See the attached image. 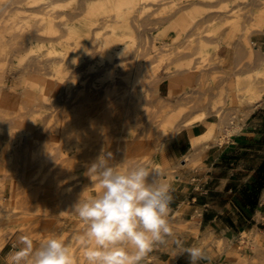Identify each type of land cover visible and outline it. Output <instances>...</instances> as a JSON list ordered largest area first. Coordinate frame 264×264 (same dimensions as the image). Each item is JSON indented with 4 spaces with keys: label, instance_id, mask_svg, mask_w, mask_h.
<instances>
[{
    "label": "rangeland",
    "instance_id": "1",
    "mask_svg": "<svg viewBox=\"0 0 264 264\" xmlns=\"http://www.w3.org/2000/svg\"><path fill=\"white\" fill-rule=\"evenodd\" d=\"M29 1L0 0V243L4 241L0 244V258L16 250L20 235H28L38 244L52 234L70 243L79 257L75 238L82 234L84 225L72 206L84 191L87 196L97 190L87 175V166L102 151L111 152L112 163L120 165L121 170L137 162L151 169L152 163H156L162 167L161 173L175 176L177 168L165 158V148L176 133L174 126L182 119L202 109L212 110L219 120L214 124L216 128L220 126L219 136L198 143L222 142L225 134L240 130L253 110L264 105V93L252 97L246 87L256 74V66L244 64L251 46L264 51L260 42L264 38L261 27L264 0H140L143 5L136 4L135 8L142 7L139 25L132 27L129 43L143 69L139 89L147 120L141 122L140 109L134 108L131 123L113 120L86 124L85 107H81L70 117H52L51 124L63 130L52 132L49 142L36 132L34 119L48 116V110L40 109L39 97L42 100L51 95L40 96L43 77L29 73L27 67L34 59L46 63L62 61L68 66L70 60L78 57L83 64L89 62L88 66L99 67L102 60L108 59L99 45L110 34L116 14L129 4L122 1L115 6L109 0H48L30 7ZM53 1L55 5L50 4ZM7 5L13 6L11 13L5 10ZM32 9H36L34 14L26 11ZM45 11L62 16L59 29H65L66 23L72 28L61 38L64 44L59 43L58 36L62 33L58 31L46 34L53 43L47 41L34 50L20 48L13 36L30 31L32 23L48 16ZM96 19L93 30L100 32L99 37L94 39L91 31L85 36ZM232 22H237L233 29ZM5 45L10 50L6 62ZM203 46L210 51L206 52ZM72 71L70 65L67 76ZM82 76L86 74L81 72ZM46 78L50 79L49 75ZM175 78L183 80L179 88ZM164 79L173 84L168 97L158 94V86ZM173 108L185 113L171 124L168 109ZM34 109L40 110L32 113ZM258 113L262 117L259 116L262 120L258 125L264 128V109ZM84 126L87 129L75 131ZM130 126L134 128L130 139L120 143L116 133ZM156 142L164 143L162 155L155 149ZM49 144L52 150L47 147ZM62 156L77 162L89 159L91 163L69 166L67 161H61ZM6 214L10 217L8 221L1 219ZM239 241L240 249L245 251L244 255L239 254V264H264V241L259 234L244 232Z\"/></svg>",
    "mask_w": 264,
    "mask_h": 264
},
{
    "label": "crops",
    "instance_id": "2",
    "mask_svg": "<svg viewBox=\"0 0 264 264\" xmlns=\"http://www.w3.org/2000/svg\"><path fill=\"white\" fill-rule=\"evenodd\" d=\"M260 42L264 45V38ZM172 89L173 84L164 79L158 94L168 97ZM261 109L264 105L253 110L240 130L225 134L222 142L195 143L210 123L219 121L215 113L182 127L167 142L165 158L177 168L170 184L173 235L142 264H189L187 256L176 258V240L205 249L207 258L199 264H239V254L245 253L239 243L244 232L259 234L264 241V186L259 189L264 185ZM0 264H7V257L0 258Z\"/></svg>",
    "mask_w": 264,
    "mask_h": 264
},
{
    "label": "bare ground",
    "instance_id": "3",
    "mask_svg": "<svg viewBox=\"0 0 264 264\" xmlns=\"http://www.w3.org/2000/svg\"><path fill=\"white\" fill-rule=\"evenodd\" d=\"M47 1L48 0H30L29 3L31 4L30 7H35L36 5H42ZM109 1L114 2L113 4L115 6L119 5V3H121L122 1L127 2L129 5L122 12L116 14L115 18L113 19V23L111 24L112 28L110 30V34L105 36L102 39L101 44L99 45L100 51L108 57L107 60L101 61V65L99 67L88 66L89 62L83 64V59L79 57L70 60L69 62H71V64H69L68 66L62 61L46 63L41 61L40 59H34L27 67L29 73H35L43 77V82L39 87V92L41 94L40 96H44L45 93L51 95V97L42 99L44 101H42L39 97L40 109H44L46 111L48 110V116L45 119H39L37 117H35L34 119L36 132L42 135L44 141L46 142H49L50 138H52V132L60 131L62 129L58 126H55L54 124H51L52 117H55L56 115L60 116V118L63 116L70 117L76 111L81 109V107H85V114L88 118L86 124L97 125L101 121H105L107 123L113 120H127L128 122H130V118L132 116L134 108L140 109L138 113L140 115L139 120L141 122L143 120H147L146 115L144 116L143 114L144 110L142 109L141 105V102L143 101V98L141 96L142 91H140L139 89L143 69L141 67V64L138 63L136 59L137 54L134 52L132 44L129 43V39L133 35L132 27L134 25H139L137 19L141 16L142 13V7H138V9H135L136 4L143 5V2H140V0ZM257 1L261 2L262 0ZM154 3V1L151 2V4ZM50 4L55 5L56 2L53 1ZM5 7L6 11H8L9 13L12 12L13 6L7 5ZM26 11H29V14H34L36 12V9ZM135 12L136 14H134ZM45 15L48 16H44L39 21L31 24L32 26L30 31L19 33L13 36V39L17 38L15 40V43L19 45L20 48L24 47L34 50L35 46L40 48L45 45L43 43H46L47 41L53 43L54 40L47 39L48 37L46 36V34H55L58 31H61L62 33L60 36H58V38L60 39L59 43L60 45L64 44L61 38L66 33H70L72 28L66 23L64 24L65 29H59V23L62 22L61 15H52L49 14L48 11H45ZM135 21H137V23H135ZM96 22L97 19L92 21L91 27L86 29L87 33L85 34V36L88 35L91 31L94 35V39L99 37L98 34H100V32H98V30L97 32L93 30V25H96ZM263 22L264 13L262 14V28H264ZM236 24L237 22H232L231 29L235 28ZM220 44L221 43H219L216 47H219ZM203 47H205L204 50H206V52L210 51V49L206 48V46ZM3 51V60L6 62L8 60L10 50L7 49V46L5 45ZM115 57H119V59L117 58L118 60H116L114 59ZM244 64L256 66L254 70L256 74L252 79H249L246 87L248 93L252 95V97H260L262 95L261 92L264 93V51L263 53H261L260 47L254 46L253 48L251 46ZM70 65L73 67V71L69 76H67L69 73ZM81 72H83V74L85 73L86 76L80 77ZM48 75L50 79L46 78ZM99 77H101V80H97V78ZM54 79H56L57 81L53 82ZM157 80L160 81L161 78ZM173 80L175 81L176 86H179L182 83L181 81H183L178 78H175ZM187 80L190 81L189 78ZM77 82L79 83L78 85ZM241 99L244 101L246 99V95H241ZM40 109H34L32 110V113L38 112V110ZM168 111L171 112L169 115V121L171 124H173L181 115L185 113L183 109L177 110L176 108L168 109ZM211 111L212 110L209 109H202L200 111L194 112L193 114L182 119L178 124H176L174 126V130L177 132L184 126H189L191 124H194L195 122L197 123V121L205 120L211 114ZM42 121L44 122L42 123ZM214 124L215 123H210L208 131L202 134L195 141V143H197L198 141L208 142L210 139L217 138L219 136L220 126L219 128H216ZM84 128L87 129V127L84 126L78 128L75 131H78L80 129L84 130ZM89 129L93 128L90 127ZM133 129L134 128L130 126L129 128L121 129L118 133H116L118 135V140L120 141V143H126L130 139V131H132ZM105 146L106 144L101 147L104 148ZM154 146L157 150V153L159 151L162 155L164 143L156 142ZM47 147L49 148V150H52L50 144ZM89 155H91V153ZM67 156L66 158L62 156L63 158L61 161H67L66 164H68L69 166H86L91 163V160L89 159L77 162L74 159H68ZM151 161L152 160L150 159V162ZM152 165V168H156L159 170L162 169V167L157 165L156 163H152ZM162 174L164 181L169 185L175 180V176L171 175L170 173L166 174V172H163ZM9 218L10 217H8L7 214L1 216L2 220L8 221ZM3 243L4 241H2V243L0 244L3 245Z\"/></svg>",
    "mask_w": 264,
    "mask_h": 264
},
{
    "label": "clouds",
    "instance_id": "4",
    "mask_svg": "<svg viewBox=\"0 0 264 264\" xmlns=\"http://www.w3.org/2000/svg\"><path fill=\"white\" fill-rule=\"evenodd\" d=\"M112 153L101 152L87 166L97 190L83 192L72 206L84 225L76 236L81 256L70 243L52 234L36 244L28 235L17 238L7 264H142L158 245L173 235L169 214L171 186L159 169L137 162L121 170ZM175 256H187L189 264L207 258L205 249L175 241Z\"/></svg>",
    "mask_w": 264,
    "mask_h": 264
},
{
    "label": "trees",
    "instance_id": "5",
    "mask_svg": "<svg viewBox=\"0 0 264 264\" xmlns=\"http://www.w3.org/2000/svg\"><path fill=\"white\" fill-rule=\"evenodd\" d=\"M263 186H264V185H261V186L259 187V189H260V188H263Z\"/></svg>",
    "mask_w": 264,
    "mask_h": 264
}]
</instances>
